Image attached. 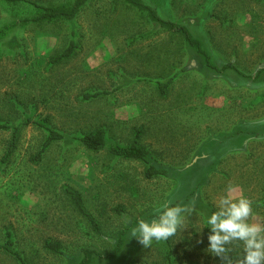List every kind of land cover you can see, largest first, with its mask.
I'll return each mask as SVG.
<instances>
[{
	"label": "rangeland",
	"instance_id": "obj_1",
	"mask_svg": "<svg viewBox=\"0 0 264 264\" xmlns=\"http://www.w3.org/2000/svg\"><path fill=\"white\" fill-rule=\"evenodd\" d=\"M170 1L172 9L168 0H86L73 20L27 24L18 21L34 16L25 3L0 0V122L20 128L13 152L12 131H0V264H19L4 248L8 233L27 264H80L85 250L88 264H168L169 255L173 264H226L209 254L202 223L199 233L189 228L150 248L130 240L125 217L154 218V206L169 199L176 183L147 179L145 163L117 158L110 147L139 136L158 165L186 168L201 145L216 146L212 134L232 133L247 121L264 130V0ZM72 42L73 54L61 57ZM171 79L163 95L158 83ZM103 92L109 93L86 98ZM44 121L66 139L38 158ZM98 129L107 132L108 147L93 151L80 138ZM239 145L233 139L224 147ZM210 168L184 176L188 182L207 176L198 192L202 204L215 207L229 184L238 185L253 201L254 222H264V140ZM68 189L82 194L100 232ZM123 231L124 247L111 257ZM47 242L61 243L64 253L49 251ZM233 249L238 260L242 244Z\"/></svg>",
	"mask_w": 264,
	"mask_h": 264
},
{
	"label": "trees",
	"instance_id": "obj_2",
	"mask_svg": "<svg viewBox=\"0 0 264 264\" xmlns=\"http://www.w3.org/2000/svg\"><path fill=\"white\" fill-rule=\"evenodd\" d=\"M86 0H76L74 4L70 5H49V6H36L38 9V12L33 17H25L21 18L18 21L21 23H38V22H46L51 21L53 19L57 18H64V19H72L76 16L79 9L85 4ZM136 2V1H134ZM138 6L141 8L147 10L151 16V18L157 22L164 23L163 19L156 14L154 9L151 7H148L141 2L138 3ZM170 24V23H169ZM17 25L16 22L11 23V25H5V27H15ZM185 31L186 39L187 41L193 42L190 34H188ZM0 36H3V32H0ZM74 42L71 43L69 49L63 53L61 57H69L73 54L74 51ZM59 57V58H61ZM173 80H169L165 83L159 82L158 88L160 92L163 95H166L168 92L169 86L172 84ZM109 92H103V93H96L93 95H86V98L92 99L94 97H98L102 94H108ZM30 123V122H28ZM27 123V124H28ZM259 124V123H258ZM256 124L254 128H252L248 123L243 122L240 123L237 126L236 131L232 133H220L217 136L212 134L211 141L216 145L213 149H207L206 147L202 148V145L200 146V155L197 156V161L194 163H191L190 167H184V168H175V167H165L158 165L157 160L154 158V155L152 152L142 146L140 144V138L137 136L133 143L128 146H111L110 152L113 156L117 158H124L127 160H137L145 163L147 165V169L145 172V176L147 179H152L156 177H163L167 179H171L175 181L176 187L169 196V199L176 204H186L189 203V201L194 200L196 202V206L200 207L204 210L207 214H210L211 211H214L215 208L209 206V205H203L201 200L198 198V192L200 191L201 186L206 182L207 176H205L203 179H198L196 182L186 181L184 178L185 175H189L188 172L198 173V168L200 166L208 167L211 166L210 171H214L215 168L222 162V160L231 152L239 151L245 148V144H247V141L252 138H257V136H264V130L258 129L261 124ZM38 125L44 129L47 132V138L44 143L43 149L41 153L38 155V158L42 156V154L47 150V148L56 141H62L66 139V136L54 129H52L48 124L47 121H44L42 123H38ZM12 131V143H11V152H13L14 148L16 147L17 143L20 140V128L19 126H13L10 124H6L3 122H0V131ZM258 137V138H259ZM233 139H238L240 145L238 147L229 148L226 149L224 145H228L229 142ZM229 141V142H228ZM80 142L88 149L93 151H101L108 147V136L107 132L104 129H98L94 132L88 133L84 135L82 138H80ZM207 143V142H206ZM218 148V149H217ZM68 195L70 198L74 201L79 211L91 222L93 227L100 232L99 226L96 223L95 219L91 215V213L87 210L82 194L76 190L68 189L67 190ZM211 233L207 229V236H209ZM127 238V231H123L117 241V247L115 249V252L111 255V257L117 256L124 247L125 241ZM1 247V246H0ZM45 247L56 254L62 255L64 253L63 246L61 243H55V242H47L45 244ZM13 257H15L18 260L19 264H27L26 259L22 256V254L17 251L14 248V241H13V235L8 233L7 234V243L4 247ZM85 257L82 260L80 264H88L89 263V257L90 253L88 250H85ZM232 256V254H230ZM233 261L234 260L232 256ZM226 263V262H225ZM168 264H173L171 256L168 257ZM198 264V263H195Z\"/></svg>",
	"mask_w": 264,
	"mask_h": 264
},
{
	"label": "clouds",
	"instance_id": "obj_3",
	"mask_svg": "<svg viewBox=\"0 0 264 264\" xmlns=\"http://www.w3.org/2000/svg\"><path fill=\"white\" fill-rule=\"evenodd\" d=\"M215 210L210 214L198 210L194 200L176 204L164 199L154 206L155 217L133 220L125 217L130 240L134 239L145 248L165 243L187 229L199 233L202 228L210 231L208 252L226 264H264V222H254L257 213L253 201L242 194L238 185L229 184L225 194L213 201ZM200 217L198 222L191 220ZM189 221H192L190 224ZM202 223L203 227H199ZM202 243V241H201ZM242 244L238 260L230 255L233 245Z\"/></svg>",
	"mask_w": 264,
	"mask_h": 264
},
{
	"label": "crops",
	"instance_id": "obj_4",
	"mask_svg": "<svg viewBox=\"0 0 264 264\" xmlns=\"http://www.w3.org/2000/svg\"><path fill=\"white\" fill-rule=\"evenodd\" d=\"M5 1V3H11V4H18L19 2H21V3H25L27 6L26 7H28L29 9H31L33 12V14L34 15H36L37 14V12H38V9H37V5L38 6H49V5H62L61 3L62 2H60L61 0H57V2L55 1V2H52V3H49V4H41V3H39V2H35V1H31V0H4ZM74 3L76 2V0H74L73 1ZM140 3V2H139ZM144 3V2H143ZM176 2H174V1H170V0H168V5H169V7H170V9H172V7H173V5L175 4ZM146 6H148V7H151L152 9H154L152 6H150V5H147L146 4ZM28 9V10H29ZM30 10V11H31ZM27 11V10H26ZM26 14H27V12H26ZM15 15H11V17H13L14 19H16L15 17H14ZM25 17H33V16H29V15H27V16H24V17H22V18H25ZM12 19V18H11ZM246 123H248L252 128H254L255 126H256V122L255 121H247ZM240 124V123H239ZM238 124V125H239ZM259 124H261V123H259ZM258 124V125H259ZM264 124V123H263ZM237 125V126H238ZM256 140H264V136H260L258 139H255V138H252V139H250V140H248L247 141V144H245V148H247L248 147V145L250 144V143H252V142H254V141H256ZM210 206V205H209ZM212 207V206H211ZM213 208H215V207H213Z\"/></svg>",
	"mask_w": 264,
	"mask_h": 264
}]
</instances>
